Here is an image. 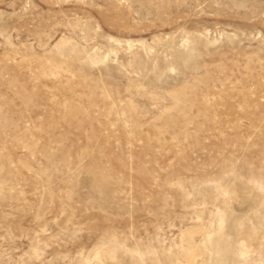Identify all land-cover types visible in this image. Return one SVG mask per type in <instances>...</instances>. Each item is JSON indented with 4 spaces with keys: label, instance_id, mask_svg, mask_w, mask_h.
Returning <instances> with one entry per match:
<instances>
[{
    "label": "rangeland",
    "instance_id": "rangeland-1",
    "mask_svg": "<svg viewBox=\"0 0 264 264\" xmlns=\"http://www.w3.org/2000/svg\"><path fill=\"white\" fill-rule=\"evenodd\" d=\"M0 264H264V0H0Z\"/></svg>",
    "mask_w": 264,
    "mask_h": 264
}]
</instances>
